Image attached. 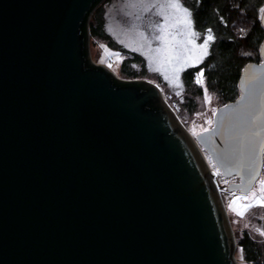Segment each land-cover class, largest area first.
Wrapping results in <instances>:
<instances>
[{
  "label": "water",
  "instance_id": "water-1",
  "mask_svg": "<svg viewBox=\"0 0 264 264\" xmlns=\"http://www.w3.org/2000/svg\"><path fill=\"white\" fill-rule=\"evenodd\" d=\"M95 1L0 0V264H238L198 144L237 178L228 190L253 188L264 39L194 139L155 83L121 79L89 52L99 67L86 66L81 25Z\"/></svg>",
  "mask_w": 264,
  "mask_h": 264
},
{
  "label": "rangeland",
  "instance_id": "rangeland-1",
  "mask_svg": "<svg viewBox=\"0 0 264 264\" xmlns=\"http://www.w3.org/2000/svg\"><path fill=\"white\" fill-rule=\"evenodd\" d=\"M149 2H151V0L102 1L98 8L101 9L100 24H97V26H99L98 31L102 35H109L111 39L110 42L112 41L113 45L109 43L108 39L102 36L92 35L88 38L90 59L97 64L106 66V68L117 77L129 79L121 70L122 62L125 58L133 56V54L139 55L143 61L133 62L132 65L134 69L142 73L135 78L150 80L159 87L164 99L173 108L181 122L195 139L197 133L212 125L213 113L220 103L217 96L213 95L212 92L207 89L204 76L203 83H196L202 68L195 73L194 84L189 87L184 83L182 73L187 67L195 66L204 59L206 55L203 56L200 62H196V57L202 55L198 46L205 43L208 35H211L213 38L214 35L210 31L203 34L198 32L192 23V31L198 34L191 37L196 46L194 47L193 44L187 43V28L184 25H178L171 30L172 34L175 36V40L171 41V37L169 39L175 47L171 52L173 58L172 62L167 63L166 56L168 53L156 52V49L158 47H163V45L160 41L153 39V29L150 25L160 22L161 18L155 15L156 9H152L151 11L146 10ZM160 2H163V0H160ZM262 8H264V3ZM94 18V16L91 17V21H94ZM141 33H143V37ZM148 41H151L150 46ZM211 41H208L207 53ZM117 53L119 54L118 57L114 55ZM141 63L144 64L143 71L141 69ZM157 68L161 70H154ZM176 69H179V71L177 72ZM166 76L168 77L167 79H165ZM176 77H178V79H176ZM197 87L202 89V95L192 94L193 89ZM190 98H193L192 100L195 102V107H193L192 110H190L188 106V103L190 104ZM198 146L209 166L216 172L217 182L229 216L235 243L244 230L253 231L262 235V233H264L263 222L260 220L257 221L256 218L249 216V210L251 208H249L243 216L238 215L237 211L233 209L243 210L242 206L251 202L252 193H256L257 197L264 199V192L260 191L261 188H264V184H261V181H264V156L260 176L256 180L253 188L247 194H242L237 190L227 189V184L232 181H237V178L235 176H223L220 170L215 166L211 157L199 144ZM246 195L250 197V200L243 199ZM236 197H241V199L233 204L232 207H229ZM234 255L238 264H251L245 260L243 252L237 248V246H235Z\"/></svg>",
  "mask_w": 264,
  "mask_h": 264
},
{
  "label": "trees",
  "instance_id": "trees-1",
  "mask_svg": "<svg viewBox=\"0 0 264 264\" xmlns=\"http://www.w3.org/2000/svg\"><path fill=\"white\" fill-rule=\"evenodd\" d=\"M104 0H96L91 6V15L84 18L81 25L82 53L85 57L86 66L92 65L86 58L89 52L87 39L93 36H102L108 39L109 35H102L98 31L97 24H100V12L98 9ZM192 12L194 28L201 32L213 33L214 38L209 45V51L204 59L195 66H189L183 70L184 83L189 87L194 84L195 73L202 68L207 89L217 96L220 104L237 96L238 79L244 64L248 61H259V47L264 39V29L260 22V9L264 0H182ZM94 21H91L93 16ZM142 62L139 55L124 59L121 70L129 78H135L142 73L134 69L133 62ZM143 71L144 64L141 63ZM117 85H133L139 89H145L142 81L128 82L120 81L112 77ZM192 94L202 95V89H193ZM192 97V96H191ZM190 98V110L195 107V102ZM249 216L262 221L264 226V206H256L249 210ZM236 246L242 250L244 258L251 264H264V235L249 230H244L237 238Z\"/></svg>",
  "mask_w": 264,
  "mask_h": 264
},
{
  "label": "snow or ice",
  "instance_id": "snow-or-ice-1",
  "mask_svg": "<svg viewBox=\"0 0 264 264\" xmlns=\"http://www.w3.org/2000/svg\"><path fill=\"white\" fill-rule=\"evenodd\" d=\"M197 3H199V0H197ZM152 9H156L157 11L155 12V15L161 18L160 22L150 25V27L153 29V39L156 41H160L163 45V47H158L156 49V52H167L168 55L166 56V62L171 63L173 59L171 56V52L175 47L174 44L171 43V41L175 40V36L171 31L172 29L176 28L178 25H184L188 30L186 33L187 43L194 45V41L191 39V37L198 34L192 31V12L188 8L184 7L182 0H163V2H160V0H151V2L147 4L146 10L151 11ZM260 11L264 12V8H261ZM141 36L143 37V33H141ZM170 37L171 41L169 39ZM212 39L213 37L211 35H208L205 43L198 46L201 50L202 55L196 57L197 63L202 60L203 56L207 55V44L208 41H211ZM148 43L150 46L151 41H148ZM194 47L196 46L194 45ZM114 55H116L117 57L119 56L118 53ZM154 70L160 71L161 69L157 68ZM176 71L178 72L179 69H176ZM203 75L204 73L203 71H201L197 77L196 83H203ZM167 78L168 77L166 76L165 79ZM176 79H178V77H176ZM261 184H264V181H261ZM260 191L264 192V188H261ZM240 199L241 197H236L229 205V207H232V205ZM243 199L250 200V197L246 195L243 197ZM256 206H264V199L257 197L256 193H252L251 202L244 204L242 206L243 210H233L237 211L238 215L243 216L249 208ZM262 235H264V233H262Z\"/></svg>",
  "mask_w": 264,
  "mask_h": 264
},
{
  "label": "bare ground",
  "instance_id": "bare-ground-1",
  "mask_svg": "<svg viewBox=\"0 0 264 264\" xmlns=\"http://www.w3.org/2000/svg\"><path fill=\"white\" fill-rule=\"evenodd\" d=\"M177 124L180 126V124H179V122L177 121ZM181 128V127H180ZM193 148L196 150V151H199V148H198V146L195 144V143H193ZM210 174V178L212 179V180H214V179H216L217 180V176H216V172L215 171H213V172H211V173H209Z\"/></svg>",
  "mask_w": 264,
  "mask_h": 264
}]
</instances>
